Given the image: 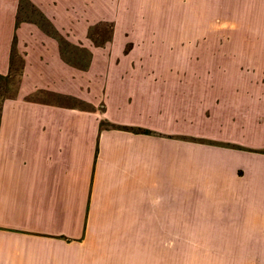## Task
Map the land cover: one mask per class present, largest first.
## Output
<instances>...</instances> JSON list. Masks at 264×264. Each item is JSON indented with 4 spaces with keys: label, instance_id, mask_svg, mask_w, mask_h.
<instances>
[{
    "label": "crops",
    "instance_id": "1",
    "mask_svg": "<svg viewBox=\"0 0 264 264\" xmlns=\"http://www.w3.org/2000/svg\"><path fill=\"white\" fill-rule=\"evenodd\" d=\"M14 1L0 0V11ZM237 1L233 33L208 38L206 46L227 48L236 64L260 71L264 0ZM14 5L0 14L4 76ZM220 24L216 30L227 29ZM50 57L38 67L54 64L56 77L29 66L15 96L0 106V264H182L175 260L186 237L188 247L213 258L185 264H264V109L252 147L101 129L100 106L68 91L69 65ZM148 234L160 240L157 255L172 261H148L140 242Z\"/></svg>",
    "mask_w": 264,
    "mask_h": 264
},
{
    "label": "rangeland",
    "instance_id": "2",
    "mask_svg": "<svg viewBox=\"0 0 264 264\" xmlns=\"http://www.w3.org/2000/svg\"><path fill=\"white\" fill-rule=\"evenodd\" d=\"M40 1H46V9L38 0H15L2 9L7 13L16 3L13 26L8 28L12 77L8 82L0 79V106L5 97L15 96L29 66L30 71L45 68V73L56 77L54 64L38 65L57 55L70 67L68 91L100 106L101 129L120 127L229 147L256 145L255 123L260 118L262 122L264 109V62L258 64L260 71L250 72L245 70L247 64H236L227 48L206 46L208 38L233 33L238 3L243 1ZM52 4L61 11V23L51 15ZM206 7L210 15L197 14ZM219 10L223 12L217 15ZM220 23L227 29L216 30ZM118 118L126 122L118 123L114 120ZM141 237L149 250L148 261H172L171 255H157V234ZM211 237L219 239V234ZM182 242L185 246L175 261L212 262L213 256L203 249L188 247V237ZM159 250L171 253L165 246Z\"/></svg>",
    "mask_w": 264,
    "mask_h": 264
},
{
    "label": "trees",
    "instance_id": "3",
    "mask_svg": "<svg viewBox=\"0 0 264 264\" xmlns=\"http://www.w3.org/2000/svg\"><path fill=\"white\" fill-rule=\"evenodd\" d=\"M11 77H12L11 74H8V75H6V76L0 74V79H2V80H4V81H7V82L9 81V79H11ZM2 91H3V90H2ZM2 91H0V92L2 93ZM4 97H5V96H4ZM4 97H3V98H4ZM3 98H2V99H3ZM0 109H1V108H0ZM0 111H1V110H0ZM147 132H150V131H147Z\"/></svg>",
    "mask_w": 264,
    "mask_h": 264
}]
</instances>
